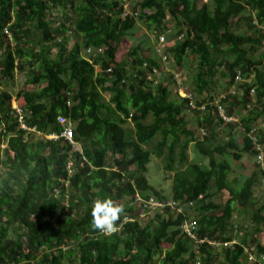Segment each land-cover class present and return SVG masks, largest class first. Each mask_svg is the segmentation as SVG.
<instances>
[{
    "label": "trees",
    "instance_id": "1",
    "mask_svg": "<svg viewBox=\"0 0 264 264\" xmlns=\"http://www.w3.org/2000/svg\"><path fill=\"white\" fill-rule=\"evenodd\" d=\"M232 21L244 22L243 31ZM143 23L147 33L135 37ZM162 32L164 67L158 54L143 49ZM187 54L197 61L192 86L178 84L169 69ZM152 66L160 70L156 84L147 79ZM17 72L27 77L11 91L6 87L15 85ZM218 77L221 88L213 94ZM219 93L238 122L218 115ZM12 100L36 130L20 127ZM58 115L73 124L77 148L59 136ZM263 115L264 0H0V264H264V204L253 193L264 165L255 162L249 174L229 179L233 161L243 153L255 157L252 127L264 143ZM221 123L226 140L214 142ZM190 143L202 162L189 161ZM153 156L172 173L171 198L181 211L145 209L138 217L136 193L166 198L145 176ZM220 192L228 193L223 203L215 200ZM104 198L125 206L112 235L91 226L93 202ZM239 208L240 222L232 220ZM188 211L197 216L195 238L180 230ZM124 215L134 219L123 221Z\"/></svg>",
    "mask_w": 264,
    "mask_h": 264
},
{
    "label": "rangeland",
    "instance_id": "2",
    "mask_svg": "<svg viewBox=\"0 0 264 264\" xmlns=\"http://www.w3.org/2000/svg\"><path fill=\"white\" fill-rule=\"evenodd\" d=\"M209 1L211 4L212 0H209ZM125 6L127 9H130V6L128 5V3H125ZM174 26H175V23L172 20H169V27L173 29ZM243 26H245L244 22H241V23H239L238 26H236V22L232 21V27H234L233 29L235 31H243ZM147 30L148 29H147L146 24L145 23L141 24L140 29L135 33V37H140L142 34L147 33ZM162 34H164V33L162 32V33L151 35L152 38L150 39V41L145 42L143 45L144 51L148 50L149 54L154 56L155 47H157L156 45L159 41L158 36L162 35ZM130 39H131V37L129 38L130 42L128 40H126L127 42L124 43V45H123L124 47H122L117 52V54H116L117 59H120L122 57L123 53H125L126 50L129 48V46L132 44L133 40H130ZM163 46H164V44H163ZM158 47H160V49L162 50L160 45H158ZM153 49H154V51H153ZM169 59H170V63H172L173 57L171 56ZM160 61H161V66H163V67L169 64V61L168 62L165 61L164 57H162L160 59ZM196 62H197L196 58L192 54H187L182 65H178L174 62V65L169 68L175 72L174 76L176 77L178 84L182 80V81H185L186 83H188L190 86H192L193 74L196 71ZM26 77H27V75L24 72H17L15 85H9L6 88L10 89L11 91H14V89L16 90V89L20 88L21 86H24V80ZM220 80H221L220 77H218L217 79L214 80V84L211 87L212 88L211 93L214 94L217 91H219V89L221 88V81ZM2 86L5 87L4 85H2ZM25 88L29 89V90H33V89H36L37 86L29 84V85H26ZM178 92L180 94V89L178 90ZM104 95L106 97V100H108L110 95L108 93H105ZM180 96H182V95L180 94ZM12 103H13V105H15L14 100H12ZM236 115L239 116L238 114H236ZM188 119H189V126L195 130V134H196V136H198V134H197L198 126H197V122H196V116L192 113H189ZM263 119L261 120L260 124H262ZM263 124H264V121H263ZM128 125H129V123L127 122L125 126H128ZM225 130H227V127L221 123V126L218 129V132H220V133L215 135L214 142H217L220 140L224 142L226 140V139L223 140L224 133L222 132ZM235 132H236V136H238L239 140H240L241 139L240 136H242L241 130L238 127H236ZM158 138H159L158 135L155 136L153 143H155V141ZM240 145H242V144H240ZM240 145H239V147H241ZM147 148H149V147L147 146ZM187 153L189 156V161H191V162H194V161H197V162L201 161L202 162L203 161V157L196 152L192 143H190L188 145ZM164 164H165V161L161 157L160 158L154 157V156L151 157L150 162L147 164V171L145 172V176H146L149 184L154 189H156L159 192V194H161L162 196H164L166 198H171V184H172L171 177H172V173H169V175H168V173L164 171ZM254 164H255V157L248 154V153H243V155L239 161H233L232 162V169H231V172L229 173V179L230 180L241 179L243 175L249 174L254 169ZM131 168H133V167H131ZM253 193H254V196H255V199H256V202L258 203V205L264 204V181H262V183L260 185L254 186ZM227 197H228L227 192H222V193L220 192L216 195L215 200L217 202L223 203L227 199ZM240 210H241V208H239V210H235V213H234V216L232 217V220H234V221L239 220L236 218V216L238 215L237 211H240ZM190 212L191 211H188L189 215H190ZM249 214H250V209H246L245 215L242 218V222L247 221V219L249 218ZM194 215L196 216V214H191L190 218L196 219L197 216L195 217ZM151 217H154V214H151ZM239 222H240V220H239ZM249 222L251 223V221H249ZM260 239L264 242V234L263 233H261ZM167 245L168 244L163 243L162 247L165 248Z\"/></svg>",
    "mask_w": 264,
    "mask_h": 264
},
{
    "label": "built area",
    "instance_id": "3",
    "mask_svg": "<svg viewBox=\"0 0 264 264\" xmlns=\"http://www.w3.org/2000/svg\"><path fill=\"white\" fill-rule=\"evenodd\" d=\"M131 1L136 2L138 0H131ZM124 7L126 8L125 5H124ZM127 13L128 12H124L123 15H125ZM132 13L136 14V12H132ZM4 32L7 33V29H4ZM158 38H159V41L156 45L157 47H155V54H158L159 57H161V58L164 57V60H166V57H165L166 53L163 49L165 37H164V35H159ZM182 38H183V34L181 33L178 36V39H182ZM158 45L161 46L163 51L160 49V47H158ZM88 52H89V49H88L87 53ZM174 75H175V72H174ZM159 78H160L159 68L152 66L150 71H148V73H147V79L152 81L154 84H156V83H158ZM247 81L249 82L250 80L248 79ZM235 82L237 83L236 85H240L244 82V80L240 76V74L236 75ZM179 89H180V94L183 97L191 98V94L189 93V91H187L183 88H179ZM230 92L232 94H235L236 88L235 87L231 88ZM250 92L254 93V89L253 88L250 89ZM223 98H224V94H221V93H219L214 98V104L217 108L218 115L220 117H222L224 122H230V121L238 122L239 117L236 114L228 115L226 113L225 108H224V101H223L224 99ZM190 105L193 106L192 103H190ZM13 107L15 108V112L18 114L17 121L19 122L20 127L23 129H27V130H36L35 126H33V127L27 126V123L25 122V118H24V114H23L22 110L19 107H17L16 105H13ZM201 109H204L203 105L201 106ZM57 122L63 126L59 136H61L69 144L74 145V148H77L75 140L73 138V124L65 116H62V115L57 116ZM256 130H257V127H252L249 130L248 135L250 136L252 145L256 150L255 162L260 164L261 166H263L264 165V143L259 142L257 135H256ZM48 137L49 138H57L58 135L51 133L48 135ZM71 166H72V162L69 161L67 163V167L70 169ZM262 181H264V177H263ZM131 204L133 207H136V208H134L135 209L134 213L136 212V216H138V217H144L147 214L145 209H148L150 211H160V210H163L167 207H172V208L175 207L179 211H181V207L178 205V203L174 199H172V198H157L154 195H150L148 197H143L140 194L136 193L131 198ZM151 214H153V213H151ZM133 219H134L133 216H129V215L123 216V221H132ZM180 230L186 236H189L191 238H195V231L198 230L197 220L194 218H189V219L184 220L180 224ZM195 241L199 243V242H202L203 239L202 240H195ZM234 241H236V240H234ZM212 243H214V242H212ZM231 243H232L231 241H227V242H223L222 244L224 246H226V245L231 244ZM254 256L255 255L253 253L249 254L248 258H249L250 262H253L255 260ZM260 258L264 259L263 253L260 254Z\"/></svg>",
    "mask_w": 264,
    "mask_h": 264
},
{
    "label": "clouds",
    "instance_id": "4",
    "mask_svg": "<svg viewBox=\"0 0 264 264\" xmlns=\"http://www.w3.org/2000/svg\"><path fill=\"white\" fill-rule=\"evenodd\" d=\"M124 212L125 206L111 198L97 199L91 208V226L105 235L115 234Z\"/></svg>",
    "mask_w": 264,
    "mask_h": 264
}]
</instances>
